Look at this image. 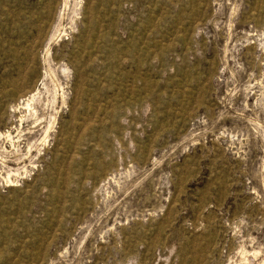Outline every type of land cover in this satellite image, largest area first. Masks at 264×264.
<instances>
[{"label":"rangeland","instance_id":"374dc122","mask_svg":"<svg viewBox=\"0 0 264 264\" xmlns=\"http://www.w3.org/2000/svg\"><path fill=\"white\" fill-rule=\"evenodd\" d=\"M0 264H264V0H0Z\"/></svg>","mask_w":264,"mask_h":264},{"label":"bare ground","instance_id":"6f19581e","mask_svg":"<svg viewBox=\"0 0 264 264\" xmlns=\"http://www.w3.org/2000/svg\"><path fill=\"white\" fill-rule=\"evenodd\" d=\"M25 67H23L22 69H20V70H18V73H19V75H22L23 74V72L25 71ZM18 75V76H19ZM8 83H9V85L11 86L12 84H13V81L12 80H10V81H8ZM8 86V85H7ZM6 88H8V87H6ZM30 97H32V96H30ZM30 100H32V98L30 99ZM30 100H25L26 102H25V105H27L26 107H27V109L29 108V106H30ZM17 106V105H16ZM25 107V108H26Z\"/></svg>","mask_w":264,"mask_h":264}]
</instances>
